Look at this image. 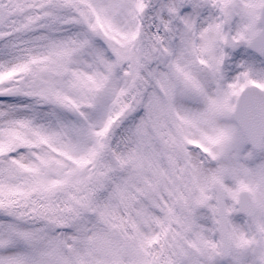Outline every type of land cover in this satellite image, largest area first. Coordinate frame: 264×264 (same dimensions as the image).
Here are the masks:
<instances>
[{"label": "snow or ice", "instance_id": "obj_1", "mask_svg": "<svg viewBox=\"0 0 264 264\" xmlns=\"http://www.w3.org/2000/svg\"><path fill=\"white\" fill-rule=\"evenodd\" d=\"M0 264H264V0H0Z\"/></svg>", "mask_w": 264, "mask_h": 264}]
</instances>
